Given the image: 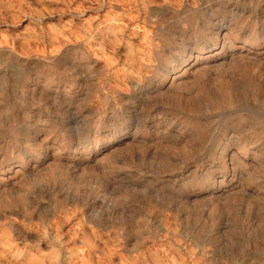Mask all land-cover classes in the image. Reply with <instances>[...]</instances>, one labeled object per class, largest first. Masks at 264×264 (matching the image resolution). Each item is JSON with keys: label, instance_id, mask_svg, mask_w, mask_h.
Wrapping results in <instances>:
<instances>
[{"label": "rangeland", "instance_id": "obj_1", "mask_svg": "<svg viewBox=\"0 0 264 264\" xmlns=\"http://www.w3.org/2000/svg\"><path fill=\"white\" fill-rule=\"evenodd\" d=\"M0 264H264V0H0Z\"/></svg>", "mask_w": 264, "mask_h": 264}, {"label": "bare ground", "instance_id": "obj_2", "mask_svg": "<svg viewBox=\"0 0 264 264\" xmlns=\"http://www.w3.org/2000/svg\"><path fill=\"white\" fill-rule=\"evenodd\" d=\"M223 40V39H222ZM236 54V53H235ZM237 55H239V54H237ZM230 56V55H229ZM233 57H234V55H233ZM237 57V56H236ZM228 58V57H227ZM230 58V57H229ZM210 60V59H209ZM205 62V61H204ZM240 62V61H239ZM234 63H236V62H234ZM201 64H203V63H201ZM204 66V65H203ZM232 66V65H231ZM188 70H190V69H188ZM182 79V78H181ZM172 80V79H171ZM168 83V82H167ZM171 83V82H170ZM177 83V82H176ZM179 83V82H178ZM181 84V83H180Z\"/></svg>", "mask_w": 264, "mask_h": 264}]
</instances>
